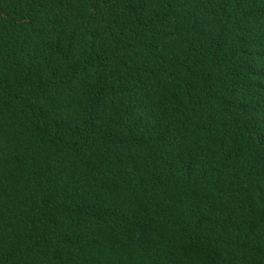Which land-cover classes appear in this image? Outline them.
I'll use <instances>...</instances> for the list:
<instances>
[{
  "label": "trees",
  "instance_id": "1",
  "mask_svg": "<svg viewBox=\"0 0 264 264\" xmlns=\"http://www.w3.org/2000/svg\"><path fill=\"white\" fill-rule=\"evenodd\" d=\"M0 264H264V0H0Z\"/></svg>",
  "mask_w": 264,
  "mask_h": 264
}]
</instances>
